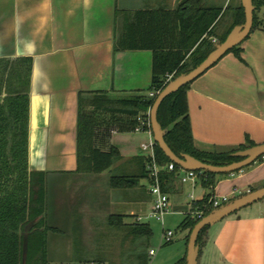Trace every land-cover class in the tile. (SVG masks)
Masks as SVG:
<instances>
[{
	"label": "crops",
	"instance_id": "obj_1",
	"mask_svg": "<svg viewBox=\"0 0 264 264\" xmlns=\"http://www.w3.org/2000/svg\"><path fill=\"white\" fill-rule=\"evenodd\" d=\"M182 1L0 0V58L32 59L29 163L32 171L47 174L45 217L53 228L47 234L48 264H82L89 254L97 264L145 262H139L140 254L131 246L139 237L137 225L147 224L137 218L151 209L149 180L114 189L109 179L141 173L150 154L144 146L154 142L152 131L123 133L101 125L96 147L115 146L121 158L109 171L77 173L78 99L80 93L92 92L149 96L153 52L114 51L116 35L128 24H138L137 12L175 11ZM240 3L190 0V9L222 8L218 30L223 34ZM258 16L264 20V7ZM179 39L175 33V41ZM211 41L218 44L216 38ZM240 46V58L226 54L188 89L191 130L199 149L238 146L247 138L264 144V28L254 29ZM263 186L264 157L234 175L218 177L214 197L232 200ZM168 188L169 196L180 200L187 193L201 200L208 192L200 183L186 186L179 176ZM190 202L173 206V212L185 218ZM182 230L188 247L189 231ZM123 249L130 261H122ZM186 256L187 249L174 264ZM198 264H264V199L211 225L199 247Z\"/></svg>",
	"mask_w": 264,
	"mask_h": 264
},
{
	"label": "trees",
	"instance_id": "obj_2",
	"mask_svg": "<svg viewBox=\"0 0 264 264\" xmlns=\"http://www.w3.org/2000/svg\"><path fill=\"white\" fill-rule=\"evenodd\" d=\"M253 5L255 11L252 31L264 28V20L261 21L258 16L259 10L264 7V0H253ZM190 7V0H184L175 11H139L135 14L138 24L130 23L116 35L114 51L148 49L153 52L152 80L148 91L156 93V96L116 97L108 92L80 93L77 173H102L111 170L121 156L115 146H111L109 150L96 147L99 127L113 126L120 132H135L137 129L152 131L148 125L149 112L158 93L170 80L188 73L203 62L217 45L212 43V38H216L218 44L223 42L234 27L245 21L244 8L240 3L234 22L222 34L218 30L224 16L222 8L196 7L191 10ZM143 22L149 23L148 26ZM175 33L180 38L177 41ZM240 45L228 53H234L240 58ZM31 70V58H0V264H48L47 234L53 228L46 223L45 217L48 201L47 174L32 171L29 163ZM190 84L164 99L157 114L165 141L177 156L187 154L206 164L222 166L238 160L234 153L257 145L247 138L244 144L238 146L199 149L191 130L187 98ZM154 151L158 164L172 162L156 143ZM262 159L260 157L257 161ZM146 162L147 160L140 174H112L109 179L110 187L131 189L139 186L141 179H148L150 183ZM229 175L204 171L199 173V183L208 192L201 200L193 201L192 205L194 211H203L202 218L215 209L214 189L218 177ZM177 176V166L174 171L161 173L164 192L168 193V185ZM200 220L201 218L189 213L179 228L187 229L189 238L193 227ZM209 227L201 231L197 240L199 246L203 244ZM136 229L139 236L148 238L152 235L147 224H139ZM176 264H186V260H180Z\"/></svg>",
	"mask_w": 264,
	"mask_h": 264
},
{
	"label": "water",
	"instance_id": "obj_3",
	"mask_svg": "<svg viewBox=\"0 0 264 264\" xmlns=\"http://www.w3.org/2000/svg\"><path fill=\"white\" fill-rule=\"evenodd\" d=\"M241 3L245 13L244 23L234 27L226 39L219 43L201 64L188 73L180 74L179 76L170 80L165 88L158 93L157 98L150 109V125L155 143L174 164L183 168L184 170L199 172L204 171L217 175L232 174L239 172L248 166H251L260 157H264V144H258L256 146L234 153V156L238 158V160L222 166L206 164L187 154L179 157L167 145L164 138V131L157 118L158 109L164 99H166L172 93L178 91L184 85L193 82L199 76L204 74L229 51L240 45L249 36L253 28L255 6L253 5V0H241ZM262 199H264V186L256 190L249 191L247 194L239 198L230 200L228 203L214 209L210 214L201 218V220L193 227L189 236L186 264H198L200 246L198 245L197 240L204 228L211 226Z\"/></svg>",
	"mask_w": 264,
	"mask_h": 264
},
{
	"label": "rangeland",
	"instance_id": "obj_4",
	"mask_svg": "<svg viewBox=\"0 0 264 264\" xmlns=\"http://www.w3.org/2000/svg\"><path fill=\"white\" fill-rule=\"evenodd\" d=\"M105 139H108L107 133L105 135ZM186 186H188V184H186ZM190 199L191 197L189 193H187L185 198H183L182 200H180L179 197L177 198V196L175 195L170 196L171 215L170 214L166 215L164 218V229L171 230L174 233L173 241L170 243L162 244L161 236L163 233V225L160 222L156 221L155 219H146L145 216H141L143 218L142 223L149 224L152 230V235L148 238L144 236H139L138 240L134 241L133 245L131 246L132 250H135V249L138 250L140 254L139 262H143L144 259H146L145 260L146 264H174L184 254V252L187 249V245L183 237L184 232L182 229L179 228V224L183 220L184 215L178 214V213L175 214V212H173V206H176L182 202H186L187 200L189 201ZM151 249L155 250L157 253L153 258L150 259L147 257V255H148L149 250ZM127 252H128L127 249H125L123 252V257H122L123 262L130 261V257L129 255H127L128 254ZM84 257L85 258H81L82 264H97L94 261H90L91 259L90 254ZM112 258H116V257L112 256ZM69 264H73V262H70Z\"/></svg>",
	"mask_w": 264,
	"mask_h": 264
},
{
	"label": "built area",
	"instance_id": "obj_5",
	"mask_svg": "<svg viewBox=\"0 0 264 264\" xmlns=\"http://www.w3.org/2000/svg\"><path fill=\"white\" fill-rule=\"evenodd\" d=\"M150 97H155L156 93L151 92L149 94ZM148 125H150V121L148 122ZM136 131H141L140 129H137ZM155 141L151 143L149 146H144V149L150 150V154L148 155L147 162H146V169L150 176V184H149V192L153 196V201L151 205V209L149 213L145 216L146 219H155L156 221L160 222L163 225V233L161 236L162 244L170 243L173 240L174 233L171 230H165L164 229V218L166 215L170 214V196L167 192H164L162 189L161 179L160 175L163 171H174L176 169V166L173 162L165 165H160L157 163L155 158ZM179 170V179L183 184H191L192 186H195L197 183H199V173L203 171H190V170H184L183 168L177 166ZM235 173H232L230 175H234ZM196 201L191 197L190 202V210L189 213L196 215L198 218H202L203 211H194L192 202ZM230 201V198L228 196H223L221 198L214 197L213 200V208H219L220 206L228 203ZM142 217L137 218L138 222L142 221ZM149 257L150 259L153 258L156 255V251L151 249L149 250Z\"/></svg>",
	"mask_w": 264,
	"mask_h": 264
}]
</instances>
